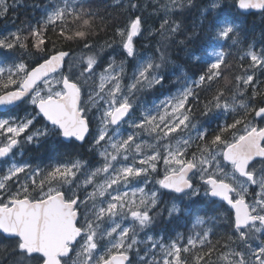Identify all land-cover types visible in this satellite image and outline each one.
Here are the masks:
<instances>
[{"label": "snow or ice", "instance_id": "6c2138e0", "mask_svg": "<svg viewBox=\"0 0 264 264\" xmlns=\"http://www.w3.org/2000/svg\"><path fill=\"white\" fill-rule=\"evenodd\" d=\"M235 5L264 11V0ZM115 6L122 26L94 0H47L0 36V264H264V47L229 0H209L192 30L174 17L196 0ZM16 7L0 0V18ZM232 48L248 63L230 79ZM171 77L175 92L145 99ZM45 145L47 163L23 159ZM181 219L186 233L156 231Z\"/></svg>", "mask_w": 264, "mask_h": 264}, {"label": "trees", "instance_id": "16d2710c", "mask_svg": "<svg viewBox=\"0 0 264 264\" xmlns=\"http://www.w3.org/2000/svg\"><path fill=\"white\" fill-rule=\"evenodd\" d=\"M11 3V0H9ZM47 3V0H17V7L15 10H9L8 16L6 18H0V30H10V29H16L21 25L22 22L25 21H33L36 18H38L41 15V11L39 9L36 10V8L32 7L33 4H39L44 5ZM94 3L96 6H98L101 10V14H104L105 12L111 13L112 16L116 17V21L121 26L127 22L128 16L125 14L124 10L122 8H119L115 6V0H94ZM197 7L191 9L190 11H185L182 17H174L178 19H182L184 22V26L188 30H192L194 25H197L200 20V12L201 10L206 7L209 3V0H196ZM152 11V5L149 4L148 10L144 13V17L147 21L152 22L153 24L157 25L159 24L160 18L157 16L150 15ZM226 13L231 14L234 17H237L239 21L243 23V27L245 28L246 34H247V40L248 42H254L256 44L257 48L264 47V42L261 41V36L264 34V11H256L249 14L243 13L239 10L238 6L235 5V0H229V7L226 9ZM99 31V29H98ZM111 28L108 29L107 32L105 31H99V35L96 36L93 39V43L100 45L103 44V42L111 36ZM54 38V37H53ZM178 39H184L183 35L179 36ZM206 40V34L204 32H201L199 35V39L194 41L192 47H198L200 44H202ZM150 43L154 44V41H148L149 45ZM143 49L148 50L149 52L152 51L151 47H146V45L143 44ZM70 47L77 49L76 44L70 45ZM241 48L246 50V45L241 44ZM64 49H68L67 46L64 47ZM232 52L231 56V63L233 65V71L229 74V78L231 79L232 76L236 74H240L239 64L244 63V66L247 67L248 60L245 58V61L241 62L239 60V56L243 54V51L238 50L237 48L230 49ZM113 52H106L104 54V58L107 59L108 55H112ZM176 53H179V49L174 50L173 59L177 60L178 63L184 64V60L182 59L183 54L179 53L178 55ZM131 63V62H130ZM186 67H188L191 71H195L196 69L191 66L185 64ZM174 77H171L169 79V83L165 84L164 88H160L157 90H153L150 93L145 94V99L150 100L152 98H160L170 92H174L177 85L173 82ZM220 87H223V81L219 83ZM203 99V95L201 97ZM19 109L13 110L12 114L15 115L17 112H19ZM231 122V121H229ZM60 150L63 151V147H60ZM81 155L84 159L91 160L93 157L87 153L86 149H80L79 150ZM55 153H53L48 145H45L41 149H29L23 159L29 160L33 163H47L49 160V157L54 156ZM19 159V157H18ZM171 197L164 196L163 200L168 201ZM166 218V214H165ZM174 225V226H173ZM189 224L186 220H177L173 221L172 223H161L157 226L156 231L164 230L168 234H173L174 231L179 232H187L189 229ZM215 239V238H214Z\"/></svg>", "mask_w": 264, "mask_h": 264}, {"label": "rangeland", "instance_id": "374dc122", "mask_svg": "<svg viewBox=\"0 0 264 264\" xmlns=\"http://www.w3.org/2000/svg\"><path fill=\"white\" fill-rule=\"evenodd\" d=\"M146 19V18H145ZM159 23H160V21H159ZM158 25L159 24H157V25H155V24H153L152 22H150V21H147V25H146V27H149V28H155V27H158ZM16 29H10V30H0V36H3V35H6L7 33H9V32H12V31H15ZM135 43H136V47L138 48V50L140 51V52H149L148 50H144L143 49V44L144 45H147L148 44V40H145L143 37H139V38H136V40H135ZM119 51V49H117V52ZM112 55H116V53H112ZM116 58L119 60V59H123L124 57L123 56H120V55H116ZM131 62V63H130ZM132 66H133V62L132 61H129L128 62V70H129V73H131V70H132ZM176 90V89H175ZM175 90H174V92H175ZM172 92H170V93H168V94H166V95H169V94H171ZM165 96V95H164ZM164 96H162V97H160V98H152V99H150V100H147L148 102H151V101H153V100H158V99H163V97Z\"/></svg>", "mask_w": 264, "mask_h": 264}, {"label": "water", "instance_id": "95a60500", "mask_svg": "<svg viewBox=\"0 0 264 264\" xmlns=\"http://www.w3.org/2000/svg\"><path fill=\"white\" fill-rule=\"evenodd\" d=\"M241 12L243 13H246V14H249V13H252V12H256V11H261V10H258V9H250V10H242V9H239ZM64 50H68V49H64Z\"/></svg>", "mask_w": 264, "mask_h": 264}, {"label": "flooded vegetation", "instance_id": "af4514ba", "mask_svg": "<svg viewBox=\"0 0 264 264\" xmlns=\"http://www.w3.org/2000/svg\"><path fill=\"white\" fill-rule=\"evenodd\" d=\"M4 115H7V113H5Z\"/></svg>", "mask_w": 264, "mask_h": 264}, {"label": "bare ground", "instance_id": "6f19581e", "mask_svg": "<svg viewBox=\"0 0 264 264\" xmlns=\"http://www.w3.org/2000/svg\"><path fill=\"white\" fill-rule=\"evenodd\" d=\"M37 10V9H36ZM174 226V225H173Z\"/></svg>", "mask_w": 264, "mask_h": 264}]
</instances>
